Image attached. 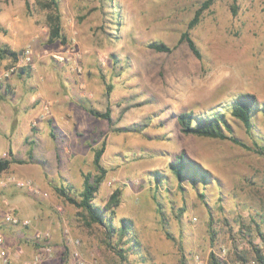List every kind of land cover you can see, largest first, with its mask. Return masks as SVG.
I'll list each match as a JSON object with an SVG mask.
<instances>
[{"label": "rangeland", "instance_id": "obj_1", "mask_svg": "<svg viewBox=\"0 0 264 264\" xmlns=\"http://www.w3.org/2000/svg\"><path fill=\"white\" fill-rule=\"evenodd\" d=\"M44 1L28 0L26 10L23 0H0V37L17 53L14 60L0 57V71L26 49L32 53L31 64L0 80V159L24 161L0 179L31 181L40 194L7 185L19 210L41 211L38 225L14 227L20 239L8 249L9 264H23L39 249L36 233L48 234L53 252L39 264H208L210 254L221 264H261L253 249L264 256L256 235L264 233V157L227 140L184 135L176 116L223 112L234 137L264 146L261 113L250 135L229 114L240 93L264 104V0H214L189 31L200 60L179 38L204 0H56L64 43L48 42L55 15L42 8ZM152 41L173 50H151ZM71 105L81 108L82 127L61 137L54 126ZM106 108L110 122L86 112ZM102 140L107 173L94 202L103 206L120 190L113 223L129 221L138 251L117 244V235L108 238L99 225L85 228L55 190L81 191L83 174H94L92 149ZM180 155L187 167L177 177L171 165ZM18 249L23 254L12 256Z\"/></svg>", "mask_w": 264, "mask_h": 264}, {"label": "trees", "instance_id": "obj_2", "mask_svg": "<svg viewBox=\"0 0 264 264\" xmlns=\"http://www.w3.org/2000/svg\"><path fill=\"white\" fill-rule=\"evenodd\" d=\"M25 9L29 10L28 0H23ZM214 0H204L201 2L199 7L195 10L192 18L187 23L186 30L180 34L179 41L186 43L187 47L191 53L197 58L201 59L200 52L190 37L189 31L195 28L201 21L203 13L209 9ZM42 8L48 11H53L54 15L51 17V24L49 26L48 42L59 41L61 43L65 42V38L61 34V28L59 25V15L57 13V2L56 0H45L41 4ZM147 47L156 52L170 53L173 48L166 45L161 41H152L147 44ZM0 57H8L14 60L17 57V53L10 50L7 45H0ZM107 93L110 92V87H106ZM86 112L96 118L101 120H106L110 122V110L106 108L104 112H98L93 109H86ZM255 113H261L264 116V104L259 105L257 103L256 97L250 93H240L238 94L231 106L229 107L230 116L237 120L244 128L246 134L250 135L252 131V119ZM178 125L180 126V131L184 135L217 139V140H227L234 145L244 148L249 151H254L255 153L264 157V146L258 144L255 141L251 142V146L247 145L236 137L232 135V129L226 120V115L223 112H213L206 117H195L192 112H183L176 116ZM10 152V151H9ZM92 165L94 169V174L85 173L83 174L82 189L78 194H71L72 187H58L55 188L56 192L61 195L66 203L73 206L78 210V216L81 218V222L84 227L91 229L93 225H99L104 228L105 234L108 238L112 236L118 237L117 244L123 243L128 245V250L132 249L138 251L139 242L136 239L135 234L131 230V225L126 219L119 220V225L114 226V209L119 205L120 190L115 189L103 206H99L94 202L96 194L98 192L99 186L104 181L106 176V169L101 164L102 156L105 152V142L102 140L99 146L92 149ZM11 155V154H10ZM31 158V152L28 154ZM12 163L23 164L22 160L11 159H0V173L7 170ZM187 167L184 159V155H180L176 158V161L171 165V168L177 177H180L182 171ZM206 176L201 175V179L205 180ZM257 237L264 243V233L260 230L256 231ZM125 238V239H123ZM107 244L111 247L110 242ZM116 251L120 257H123L122 248H118ZM253 252L255 254V259L257 262L264 264V256L259 249L254 248ZM239 260L245 261L244 257H238ZM181 264H185L181 261ZM208 264H221L216 260L213 254H210Z\"/></svg>", "mask_w": 264, "mask_h": 264}, {"label": "built area", "instance_id": "obj_3", "mask_svg": "<svg viewBox=\"0 0 264 264\" xmlns=\"http://www.w3.org/2000/svg\"><path fill=\"white\" fill-rule=\"evenodd\" d=\"M32 63V53L31 50L26 49L20 57V61L9 68L0 71V80L7 79L11 74L14 73L16 68L22 67V65H29ZM48 107L44 106L45 113L47 112ZM7 184H13L18 188L27 189L34 194L39 193L36 186L29 180H19L14 177H7L0 179V186H6ZM40 194V193H39ZM44 196H46L44 194ZM31 221L29 219L21 220L17 214L14 212L12 208H8L6 210H0V264H9L11 260V254L8 250L5 237L1 231L3 225L12 226V227H29ZM48 237L47 233H36L34 234V239L37 242H40V247L37 249L32 256L23 261V264H39L43 258L50 257L52 252V247L49 242H46V238ZM42 242V243H41ZM23 254L22 249H18L16 252L12 254L14 257H20ZM79 264H93V263H85L82 260ZM95 264V263H94Z\"/></svg>", "mask_w": 264, "mask_h": 264}, {"label": "crops", "instance_id": "obj_4", "mask_svg": "<svg viewBox=\"0 0 264 264\" xmlns=\"http://www.w3.org/2000/svg\"><path fill=\"white\" fill-rule=\"evenodd\" d=\"M0 23L1 24L5 23V17H2L0 19ZM0 42L7 45L10 50L15 49L13 42H11L8 39L0 37ZM75 105L77 107L79 106L77 104H75ZM75 105H73L74 108L72 107V105L63 107L64 118L61 117L60 120L59 119L56 120V124L54 127L57 130V132L60 134L61 137L63 135L68 136V133L75 134L76 128L82 127V121L77 122V119H76V113L78 114L79 113L78 110H81V108L77 109V108H75ZM76 109H77V111H76ZM35 120H37V121H35ZM33 121H35V122H33V124L36 123V125H38L40 129H42L41 122L38 121V119H34ZM12 128L13 127L11 126L10 129H12ZM70 128H72V130H68ZM21 129L25 135H27L29 133V129H28L27 125L22 126ZM8 150L11 151V153H13V151L10 149V147ZM77 155L78 154H75L74 157L75 156L77 157ZM91 157H93V153H92ZM91 161H92V158H91ZM19 207H20V200H19V198L16 197V192L14 191L13 187L11 185L0 186V210H6L8 208H12L14 210V212L16 214H18L19 216L29 217L30 220L32 221L30 225H32V223H34V225H38V221H39L38 219H40L41 211L36 212L34 210L33 206H31V207L29 206L28 208H26L24 210H21V209L19 210ZM38 214H39V216H38ZM1 231L4 234L6 243L8 242V247H10L8 249L10 250L11 246L13 245V242L19 241L20 238L19 239L16 238V237H18L16 234L17 232H16V230H14V227H12V226L3 225L1 228Z\"/></svg>", "mask_w": 264, "mask_h": 264}]
</instances>
